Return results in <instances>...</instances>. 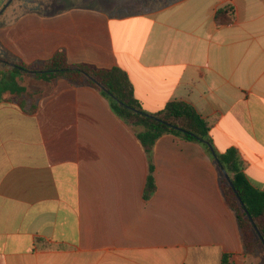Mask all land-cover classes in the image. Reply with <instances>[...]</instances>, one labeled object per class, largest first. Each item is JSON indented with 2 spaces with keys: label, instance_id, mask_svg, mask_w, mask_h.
<instances>
[{
  "label": "crops",
  "instance_id": "0c3cea01",
  "mask_svg": "<svg viewBox=\"0 0 264 264\" xmlns=\"http://www.w3.org/2000/svg\"><path fill=\"white\" fill-rule=\"evenodd\" d=\"M227 5L235 20L219 25ZM58 50L127 72L148 112L192 104L264 190V0H0V82L26 88L0 95V264H264L201 144L162 136L145 199V148L105 96L14 71Z\"/></svg>",
  "mask_w": 264,
  "mask_h": 264
},
{
  "label": "trees",
  "instance_id": "16d2710c",
  "mask_svg": "<svg viewBox=\"0 0 264 264\" xmlns=\"http://www.w3.org/2000/svg\"><path fill=\"white\" fill-rule=\"evenodd\" d=\"M234 20L233 5L222 7L216 12L215 21L219 25H230ZM14 71L47 83L65 79L73 87H92L105 96L113 112L134 129L145 148L149 159L145 199H149L156 192L152 157L153 148L162 136L174 135L183 141L201 144L213 157L220 170L221 188L227 205L237 217L245 251L253 255L260 254L259 246L264 243V190L252 185L247 178L245 162L237 149L231 148L222 153L216 150L210 136L209 122L192 104L174 100L159 112H148L135 97L134 87L127 72L118 67L104 68L88 63L71 64L64 50L56 51L51 59L42 63L17 62ZM5 91L22 95L26 88L19 87L13 82H0V95ZM17 103L28 113L37 110L36 104L28 105L26 101ZM212 148L216 152V159ZM223 170L228 173L233 185L226 179ZM252 220L255 221V225L252 224ZM255 226L262 237H259ZM260 255L263 257V254ZM226 260L224 257L223 264H226Z\"/></svg>",
  "mask_w": 264,
  "mask_h": 264
},
{
  "label": "rangeland",
  "instance_id": "374dc122",
  "mask_svg": "<svg viewBox=\"0 0 264 264\" xmlns=\"http://www.w3.org/2000/svg\"><path fill=\"white\" fill-rule=\"evenodd\" d=\"M147 4H150V3L148 2ZM154 4L155 5H157V4L160 5L161 3H154ZM5 83H7V81H5ZM26 84H27V86L29 88L30 93H32V94H34L39 88V84L35 80H27ZM258 253L263 254V257H264V243H263V245L259 246V252Z\"/></svg>",
  "mask_w": 264,
  "mask_h": 264
},
{
  "label": "water",
  "instance_id": "95a60500",
  "mask_svg": "<svg viewBox=\"0 0 264 264\" xmlns=\"http://www.w3.org/2000/svg\"><path fill=\"white\" fill-rule=\"evenodd\" d=\"M6 6H7V5H6ZM212 153H213V156H214L215 159H216V158H217V155H216V152L213 150V148H212ZM223 172H224V174H225L226 179L230 182L231 185H233L232 182H231V179H230V177H229V175H228V173H227L225 170H223ZM252 224L255 225V221H254V220H252ZM255 229L257 230V232H258V234H259V237H262V235H261L259 229H258L256 226H255Z\"/></svg>",
  "mask_w": 264,
  "mask_h": 264
}]
</instances>
